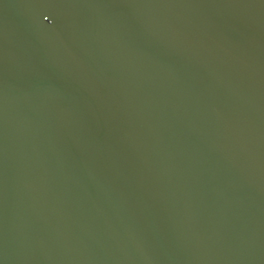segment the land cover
Listing matches in <instances>:
<instances>
[{
	"label": "water",
	"instance_id": "1",
	"mask_svg": "<svg viewBox=\"0 0 264 264\" xmlns=\"http://www.w3.org/2000/svg\"><path fill=\"white\" fill-rule=\"evenodd\" d=\"M0 264H264V0H0Z\"/></svg>",
	"mask_w": 264,
	"mask_h": 264
}]
</instances>
